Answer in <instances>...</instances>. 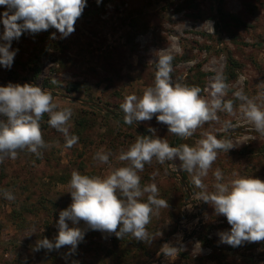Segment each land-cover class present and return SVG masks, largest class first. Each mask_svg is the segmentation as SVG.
I'll use <instances>...</instances> for the list:
<instances>
[{
	"label": "rangeland",
	"instance_id": "1",
	"mask_svg": "<svg viewBox=\"0 0 264 264\" xmlns=\"http://www.w3.org/2000/svg\"><path fill=\"white\" fill-rule=\"evenodd\" d=\"M74 27L67 38L54 28L23 33L12 42L11 50L18 51L11 68L0 65V86L34 84L52 95L58 110L71 108L66 126L79 137L76 145L65 147L63 134L49 126L45 114L40 125L49 147L39 157L18 150L16 159L0 163V264H264V241L236 247L221 242L219 233L230 225L201 201V189L189 173L178 170V159L164 164L153 159L138 173L141 185L155 183L158 198L169 205L146 226L150 244L130 234L121 240L81 221L77 227L85 235L74 252L69 246L34 250L38 240L54 242L58 235L59 212L72 202V171L105 176L125 166L118 156L138 135L165 139L173 147L194 146L205 133L231 140L234 147L220 151L202 178L208 192L214 191L216 169L225 182L239 176L264 181V136L233 95L242 91L264 106V0H87ZM164 55L173 57V84L198 86L207 98L212 78L222 72L230 86L223 99L233 101V113L219 111L218 122L204 124L188 138L170 133L155 116L125 124L120 105L154 84L158 58ZM225 121L233 125L227 131ZM97 151L111 153L108 164L93 159ZM3 190L15 200L5 199ZM166 243L178 248L171 256L162 252Z\"/></svg>",
	"mask_w": 264,
	"mask_h": 264
},
{
	"label": "clouds",
	"instance_id": "2",
	"mask_svg": "<svg viewBox=\"0 0 264 264\" xmlns=\"http://www.w3.org/2000/svg\"><path fill=\"white\" fill-rule=\"evenodd\" d=\"M96 2L99 4L101 0ZM0 6L5 8L0 13V23L3 24L0 65L11 68L18 51L11 50L13 40H18L25 32L38 34L50 28L56 29L61 38H67L74 33L87 0H0ZM55 38L53 33L52 39ZM172 59L170 55L158 58L154 84L148 86L142 96L125 97L120 105L125 124L150 121L155 116L170 133L188 138L204 124L218 122L219 111L233 113V101L223 99L230 86L222 72L212 78L210 98H207L201 95L198 86L173 84L170 75ZM233 95L243 102L244 115L255 131L264 136V106L242 91ZM58 107L52 95L40 86L11 82L0 86V163L6 158L16 159L18 150L27 149L39 157L40 150L49 147L40 125L45 114L49 116V126L63 134L65 147L76 145L79 137L70 134L66 126L72 109L58 110ZM223 127L227 131L233 125L225 121ZM149 131L155 134L156 130L149 128ZM233 147L231 140L218 139L211 133H205L194 146L185 143L178 147L153 135H138L135 142L118 156L119 161L127 162L125 166L114 168L105 176L72 171L68 192L72 202L59 212L58 235L54 242L48 238L38 240L34 250L51 251L69 246L74 252L85 235L84 230L77 227L81 221L91 230L115 234L121 240L130 234L137 241L150 244L153 239L146 226L160 208L169 206L168 201L158 198L159 189L155 183L141 185L138 173L143 172L145 165L151 164L153 159L160 164L180 161L178 170L190 174L193 185L201 189L198 193L201 201L211 205L215 213L224 216L230 225L229 231L219 233L222 243L236 247L245 241H264V181L239 176L225 182L222 171L216 169L213 172L214 191L208 192L203 183L202 178L208 175L218 153L228 152ZM110 155V152L97 151L93 159L108 164ZM3 195L7 200H15L9 190H3ZM145 195L146 200L142 199ZM161 249L165 256L178 250L167 243Z\"/></svg>",
	"mask_w": 264,
	"mask_h": 264
},
{
	"label": "trees",
	"instance_id": "3",
	"mask_svg": "<svg viewBox=\"0 0 264 264\" xmlns=\"http://www.w3.org/2000/svg\"><path fill=\"white\" fill-rule=\"evenodd\" d=\"M223 15H225V14H224V12L221 11V12L219 13V17L221 18Z\"/></svg>",
	"mask_w": 264,
	"mask_h": 264
}]
</instances>
